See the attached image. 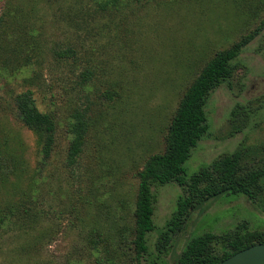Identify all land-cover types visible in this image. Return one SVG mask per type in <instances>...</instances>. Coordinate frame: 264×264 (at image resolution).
Listing matches in <instances>:
<instances>
[{"label": "rangeland", "instance_id": "obj_1", "mask_svg": "<svg viewBox=\"0 0 264 264\" xmlns=\"http://www.w3.org/2000/svg\"><path fill=\"white\" fill-rule=\"evenodd\" d=\"M98 2L0 0V264H130L137 171L162 150L177 102L205 61L264 15V0ZM237 60L230 88L221 84L207 97V130L182 164L186 177L240 141L250 161L264 158V27ZM26 89L55 120L46 159L15 113L13 97ZM236 104L250 116L230 135ZM83 107L85 141L67 165L68 124ZM151 191L153 229L139 264H173L202 232H229L240 222L264 230V194L260 209L243 195H223L190 211L158 251L184 190L168 182Z\"/></svg>", "mask_w": 264, "mask_h": 264}, {"label": "trees", "instance_id": "obj_2", "mask_svg": "<svg viewBox=\"0 0 264 264\" xmlns=\"http://www.w3.org/2000/svg\"><path fill=\"white\" fill-rule=\"evenodd\" d=\"M118 1L99 0L98 4L105 8L115 5ZM263 27L264 15L252 30L229 46L215 51L205 61L177 102L166 128L162 150L148 155L137 171L132 211L133 252L130 264L140 263L146 250L145 235L153 229L152 210L155 202V196L151 191L153 186L176 182L184 190V194L177 198L174 211L157 239L158 251H164L168 246V232L174 234L179 231L189 212L207 201L223 195L240 194L257 207L256 203H262L264 158L259 163L250 161L248 149L241 141L231 151L219 154L187 177L184 175L182 164L196 141L207 130L204 105L209 93L221 84L230 88L233 72L239 65L237 56ZM82 73L80 83L84 84L89 78V73L87 71ZM13 103L19 122L38 137L41 157L48 158L54 143L53 115L36 107L29 89L16 93ZM86 110L87 107H83L73 113L68 124L70 138L65 151L67 165L76 162L84 144L88 128ZM249 116V107L244 104L234 105L228 116L231 125L230 135L240 132L246 126ZM3 220L4 216L0 213V225ZM246 227L245 222H240L229 232L215 234L206 231L189 237L173 264H217L242 248L264 241V230H248Z\"/></svg>", "mask_w": 264, "mask_h": 264}, {"label": "water", "instance_id": "obj_3", "mask_svg": "<svg viewBox=\"0 0 264 264\" xmlns=\"http://www.w3.org/2000/svg\"><path fill=\"white\" fill-rule=\"evenodd\" d=\"M217 264H264V241L242 248Z\"/></svg>", "mask_w": 264, "mask_h": 264}]
</instances>
